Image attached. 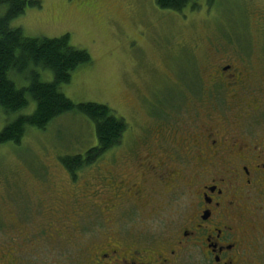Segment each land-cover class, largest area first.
Here are the masks:
<instances>
[{
  "label": "rangeland",
  "instance_id": "rangeland-1",
  "mask_svg": "<svg viewBox=\"0 0 264 264\" xmlns=\"http://www.w3.org/2000/svg\"><path fill=\"white\" fill-rule=\"evenodd\" d=\"M25 1L10 27L32 38L68 35L72 46L90 56L59 91L74 103L106 105L126 128L117 146L101 150L74 175L59 157L96 143L93 124L81 114L65 113L45 130L28 127L19 144L0 145V257L13 250L16 264H85L87 253L116 233L141 240L162 237L170 219L147 222L150 213L129 206L115 213L104 209L110 173L117 178L109 166L126 161L118 165V179L144 171L138 164V173L131 152L137 148L134 133L157 124L150 113L170 111L165 115L170 121L158 122L167 125L191 123L198 111L199 125L207 121L205 111H241L252 100L264 105V58L259 56L264 0H193L180 12L160 8L155 0ZM6 10L0 5V15ZM244 66L250 78L240 89L230 86L232 69ZM34 69L40 80H52L51 71ZM9 77L17 88L28 83L17 74ZM229 88L237 89L238 97ZM27 98L19 112L0 115V129L17 114L34 110L35 102ZM137 150L145 155V148ZM171 207L168 215L180 210L178 204Z\"/></svg>",
  "mask_w": 264,
  "mask_h": 264
},
{
  "label": "flooded vegetation",
  "instance_id": "flooded-vegetation-1",
  "mask_svg": "<svg viewBox=\"0 0 264 264\" xmlns=\"http://www.w3.org/2000/svg\"><path fill=\"white\" fill-rule=\"evenodd\" d=\"M259 56L262 61V49ZM229 78L240 89L250 69L233 68ZM169 112L150 113L157 124L134 133L145 155L136 148L131 158L138 173V164L144 171L118 179V165L126 161L109 166L117 178L112 171V189L102 203L114 213L126 206L150 213L147 222L170 219L167 233L143 240L116 233L87 253L85 264H264V105L252 100L241 111H205L207 121L199 125L198 111L191 123L159 124L170 121ZM181 186L180 200H174ZM174 204L180 210L168 215ZM16 254L6 251L0 259L16 264Z\"/></svg>",
  "mask_w": 264,
  "mask_h": 264
},
{
  "label": "trees",
  "instance_id": "trees-1",
  "mask_svg": "<svg viewBox=\"0 0 264 264\" xmlns=\"http://www.w3.org/2000/svg\"><path fill=\"white\" fill-rule=\"evenodd\" d=\"M24 2L0 0V5L10 6L0 15V115L9 116L25 108L27 95L35 102V107L31 113L17 114L3 125L0 145L19 144L28 127L45 130L49 123L65 113L81 114L93 124L96 143L83 153L59 157L63 167L74 175L100 157L101 150L117 146L126 126L106 105L74 103L59 91V85L67 83L78 66L90 62V56L86 50L72 46L68 35L32 38L23 35L20 28L10 27L9 22L18 15L19 6ZM155 3L160 8L179 12L189 5L188 0H155ZM37 66L51 71L52 80H40L34 69ZM9 74L27 78L28 83L17 88Z\"/></svg>",
  "mask_w": 264,
  "mask_h": 264
}]
</instances>
